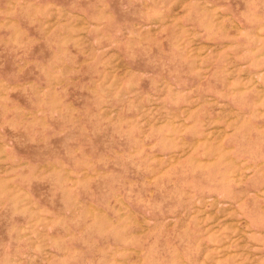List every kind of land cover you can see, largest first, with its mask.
<instances>
[{
	"label": "rangeland",
	"instance_id": "1",
	"mask_svg": "<svg viewBox=\"0 0 264 264\" xmlns=\"http://www.w3.org/2000/svg\"><path fill=\"white\" fill-rule=\"evenodd\" d=\"M0 264H264V0H0Z\"/></svg>",
	"mask_w": 264,
	"mask_h": 264
}]
</instances>
